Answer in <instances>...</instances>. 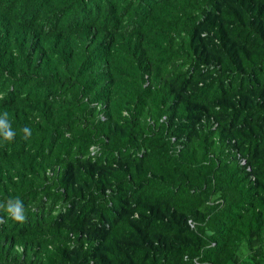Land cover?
Returning <instances> with one entry per match:
<instances>
[{
    "label": "trees",
    "instance_id": "1",
    "mask_svg": "<svg viewBox=\"0 0 264 264\" xmlns=\"http://www.w3.org/2000/svg\"><path fill=\"white\" fill-rule=\"evenodd\" d=\"M0 119V264H264V0H0Z\"/></svg>",
    "mask_w": 264,
    "mask_h": 264
},
{
    "label": "clouds",
    "instance_id": "2",
    "mask_svg": "<svg viewBox=\"0 0 264 264\" xmlns=\"http://www.w3.org/2000/svg\"><path fill=\"white\" fill-rule=\"evenodd\" d=\"M4 116L7 117V113H5ZM24 132L28 135L31 134L28 128H24ZM0 134H2L6 140L13 139L15 135L7 119H0ZM0 208H4V205L0 204ZM6 210L15 221L22 222L25 219L23 204L19 199L15 200V204L12 203V200H9Z\"/></svg>",
    "mask_w": 264,
    "mask_h": 264
}]
</instances>
